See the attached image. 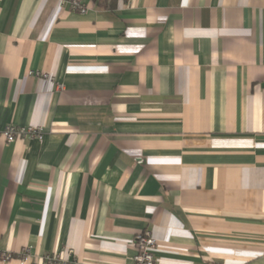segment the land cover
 Listing matches in <instances>:
<instances>
[{"label":"crops","instance_id":"obj_1","mask_svg":"<svg viewBox=\"0 0 264 264\" xmlns=\"http://www.w3.org/2000/svg\"><path fill=\"white\" fill-rule=\"evenodd\" d=\"M81 1L0 0V264H264V0Z\"/></svg>","mask_w":264,"mask_h":264},{"label":"built area","instance_id":"obj_2","mask_svg":"<svg viewBox=\"0 0 264 264\" xmlns=\"http://www.w3.org/2000/svg\"><path fill=\"white\" fill-rule=\"evenodd\" d=\"M69 3L74 10L85 12L86 5L81 0H59ZM5 137L7 142L15 141L19 136L27 137L30 139L43 138V133L40 127L36 126H17L10 124L0 131ZM136 246L135 261L136 264H154L156 261V252L158 250L157 239L153 236L152 232L148 229L142 230L136 234L134 239ZM3 259H10L13 255L9 253L2 254Z\"/></svg>","mask_w":264,"mask_h":264},{"label":"trees","instance_id":"obj_3","mask_svg":"<svg viewBox=\"0 0 264 264\" xmlns=\"http://www.w3.org/2000/svg\"><path fill=\"white\" fill-rule=\"evenodd\" d=\"M93 1H95L97 4H103V3H106L107 0H93Z\"/></svg>","mask_w":264,"mask_h":264}]
</instances>
